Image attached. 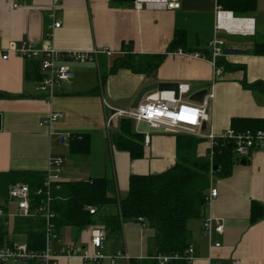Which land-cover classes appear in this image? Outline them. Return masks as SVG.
I'll list each match as a JSON object with an SVG mask.
<instances>
[{
	"label": "crops",
	"instance_id": "crops-1",
	"mask_svg": "<svg viewBox=\"0 0 264 264\" xmlns=\"http://www.w3.org/2000/svg\"><path fill=\"white\" fill-rule=\"evenodd\" d=\"M51 3L52 0H0V95H3L0 97V173L46 172L49 160L61 156L66 171L64 182L108 177L116 181L113 195L124 197L129 191L131 176L161 174L177 164L178 138L182 143L187 138L197 139L187 133L147 135L139 132L133 121L135 131L144 137V157L133 159L129 152L118 150L112 144L110 134L126 119L118 112L132 108L140 91L156 83L189 85L190 93L184 98L190 100L193 94L209 91L213 86L215 99L209 107L211 120L203 128L206 133L211 129L217 135L228 129L240 132L244 125L235 120H264V95L244 86L264 83V55L257 54L255 49L256 44L264 42V0H257L256 11L247 15L223 9L219 0H182L180 9L164 11H137L133 4L119 5L115 0H60L53 11ZM17 4L19 8H15ZM217 9L237 18L254 19L255 31L243 35L240 25L230 24L227 29L237 31L236 34L220 33L225 49L245 53L226 55L222 59L225 61L223 75L214 80L211 64L193 55L208 53L209 42L215 37ZM55 20L61 21L62 26L53 30ZM23 42L38 45L49 42L62 52H100L95 62L67 61L74 78L47 102L36 90L44 77L39 61L16 56L2 58L10 44ZM180 50L188 55L177 54ZM130 52L165 58L149 74L128 69L110 74L113 64ZM227 65L238 68L227 69ZM157 94L160 92L150 95ZM52 113H61L62 118L42 126L41 122ZM74 135L90 137L89 156L70 153ZM209 153V141L200 140L198 157L207 158ZM235 160L231 176L213 180L212 186L218 189L219 195L206 213L223 219V233H214L210 240L202 233L204 218L188 223L195 250L192 264H232L234 261L264 264V218L251 222L252 204L257 202L264 207V150L255 151L246 162L237 157ZM90 227L78 237L74 229L64 228L60 232L63 244L87 248ZM142 230L146 238L145 256H148V240L153 231L149 227ZM215 243L220 247H215ZM61 264L87 263L74 257L62 259Z\"/></svg>",
	"mask_w": 264,
	"mask_h": 264
},
{
	"label": "trees",
	"instance_id": "trees-1",
	"mask_svg": "<svg viewBox=\"0 0 264 264\" xmlns=\"http://www.w3.org/2000/svg\"><path fill=\"white\" fill-rule=\"evenodd\" d=\"M115 2L119 5H130L134 0H115ZM219 3L225 10L233 11L238 15H247L256 11L257 0H219ZM255 49L257 54L264 55V42L256 44ZM164 58V55L141 56L130 52L113 64L110 74H115L121 69H128L138 74H149L159 68ZM224 62L221 60L220 65L223 66ZM226 68L236 69L238 66L227 65ZM244 86L248 90L264 95L263 82L245 83ZM236 122L244 125L238 131L264 130V120H235ZM110 138L118 150L129 152L133 159L144 157V137L135 131L132 120L122 119L119 128L110 134ZM199 143L200 140L195 138H187L183 143L178 138L177 164L161 174L131 176L129 191L124 197L113 195L116 181L108 177L62 182L60 188L53 193L55 197L53 210L57 213L55 223L58 231L70 227L78 237L89 226L100 225L105 229L107 236L118 235L122 232L125 222L137 223L139 218H144L153 231V236L148 240V256H179V259H174L168 264H190L184 258L186 251L192 245V233L188 223L190 220L206 217L207 198L212 179L231 176L237 162L232 143L219 144L215 149L213 163L208 156L198 157ZM90 148L88 135L71 137L72 155L87 157ZM45 178L46 172L38 171L0 173V198L7 199L11 184L26 183L32 190H36L43 185ZM88 207H94L96 214H90ZM263 218V205L254 202L251 222L257 223ZM2 232L4 236V231ZM16 232L27 234L30 248L44 249L45 235L36 230L34 221H17ZM136 262L134 259L133 264ZM141 264L158 263L147 259Z\"/></svg>",
	"mask_w": 264,
	"mask_h": 264
},
{
	"label": "built area",
	"instance_id": "built-area-1",
	"mask_svg": "<svg viewBox=\"0 0 264 264\" xmlns=\"http://www.w3.org/2000/svg\"><path fill=\"white\" fill-rule=\"evenodd\" d=\"M182 0H134L133 8L137 11L143 9L152 10H178L181 8ZM60 0H52L51 9L54 11L58 8ZM20 5H15L19 8ZM52 18L55 16L52 14ZM217 23L215 26V37L209 42L208 53H195L194 58L206 60L213 68L214 80L223 75L224 69L220 65L223 58L226 57L224 42L221 39L222 31L230 34H236L237 31H229L227 27L230 24H238L243 29L241 34L248 35L249 32L254 34L255 20L249 18H237L232 13L217 9ZM53 30L62 26L61 21H54ZM245 28V29H244ZM247 29V30H246ZM251 30V31H250ZM53 38V34L48 35ZM100 51L96 50L92 53L88 52H62L54 47L52 43L38 45L31 42H23L21 44H10L3 53V60L16 56L24 60L39 61L43 79L37 85V92L44 95L47 102H51L57 95L58 91L74 78V71L69 67L67 61L75 62H95ZM111 54L109 50L106 51ZM180 55H188V53L180 50ZM189 85H179V96L176 98V92H162L156 95L147 94L139 103L137 108H130L126 111L118 112L126 119H130L138 126L141 122H145L149 127L156 129L158 132L165 133H187L192 134L199 140H208L210 143L209 160L213 163L215 149L221 145L232 143L234 146V154L238 159H250L257 150H264V130H246L237 132L228 129L221 134H215L211 129L210 132H204V125L210 122L209 107L210 103L215 99L214 87L208 91L203 102L197 103L184 97L189 95ZM167 94V95H165ZM62 118L61 113H52L45 118L42 126H49ZM112 116L109 119L108 126ZM144 133V132H141ZM148 135V133H146ZM146 143H149V137L146 136ZM64 167V159L61 156L53 157L49 160L46 178L41 187L32 190L26 183H14L8 188L7 199L0 203V264H61V260L65 258L79 257L87 264L102 263L107 261L108 264H119L120 261L126 264H141L142 261L150 259L158 264H168L179 256L171 257L166 255L140 256L133 258L127 251H118L112 255L105 253V242L107 234L105 229L100 225H92L90 227V240L87 248L71 247L63 244L62 235L57 229L55 223L57 213L53 210V202L55 197L54 190L60 188L63 181L62 172ZM214 171V170H212ZM214 179H212L213 182ZM219 195L218 189L211 188L207 198V206L211 207L213 200ZM89 213L96 214L94 207L87 208ZM10 220L25 221L32 220L36 223V230L45 235V246L42 250L30 248L27 241V234L17 233L15 235L25 238L24 243L8 244L9 234L8 223ZM140 226L145 229L148 223L144 218H139ZM40 225V226H39ZM203 234L212 239L214 233L222 234L224 231L223 219L214 216L212 213L207 215L203 222ZM4 231V236H2ZM9 233V231H8ZM215 247H220L219 243H215ZM195 250L191 245L186 251L184 257L190 264L195 260ZM222 264V263H214ZM232 264H240L234 261Z\"/></svg>",
	"mask_w": 264,
	"mask_h": 264
},
{
	"label": "rangeland",
	"instance_id": "rangeland-1",
	"mask_svg": "<svg viewBox=\"0 0 264 264\" xmlns=\"http://www.w3.org/2000/svg\"><path fill=\"white\" fill-rule=\"evenodd\" d=\"M63 148L66 149V147H63ZM63 155L67 159H69L66 152H64ZM248 160L244 159L245 162ZM65 172L66 171H65V165H64L63 172L61 175L62 178H64ZM216 179H217V177L214 178V181ZM2 200L0 199V203L2 202ZM206 217H207V215H206ZM206 217H204V220ZM204 220H203V222H204ZM16 223H17V221H14V220H10L8 223L7 229L9 231V233H8V231H6V233L9 234L8 244H12V242H15V243H24L25 242L24 237L15 235V234H17L16 233ZM137 223L134 221H127V222H125V224L123 226V230L120 234H118V235L113 234L111 236H107V240L104 244L105 245V252L115 253L118 251H127L131 255V257H133V258H138L141 255L145 257V255L147 254L146 253V238H144L142 236L143 230H142L139 222H137ZM202 227H203V224H202ZM202 233H203V230H202ZM62 241H63V238H62ZM102 264H108V262L103 261ZM119 264H125V263L120 261Z\"/></svg>",
	"mask_w": 264,
	"mask_h": 264
},
{
	"label": "water",
	"instance_id": "water-1",
	"mask_svg": "<svg viewBox=\"0 0 264 264\" xmlns=\"http://www.w3.org/2000/svg\"><path fill=\"white\" fill-rule=\"evenodd\" d=\"M245 52L243 50H238V49H225V54L226 55H242ZM176 92V98H178L179 96V84L178 83H156L153 85H149L145 88H143L140 93L138 94V96L136 97L132 108H137L139 103L143 100V98L151 93V92ZM208 90H203L200 92H197L195 94H193L191 96V101L193 102H197V103H201L203 102L204 97L207 95ZM0 128H1V124H0ZM138 131L139 132H144V133H155L158 132L156 129H153L151 127H149V125L145 122H141L138 126Z\"/></svg>",
	"mask_w": 264,
	"mask_h": 264
},
{
	"label": "bare ground",
	"instance_id": "bare-ground-1",
	"mask_svg": "<svg viewBox=\"0 0 264 264\" xmlns=\"http://www.w3.org/2000/svg\"><path fill=\"white\" fill-rule=\"evenodd\" d=\"M237 29H241L240 26L236 27ZM157 98V96H155V99Z\"/></svg>",
	"mask_w": 264,
	"mask_h": 264
}]
</instances>
